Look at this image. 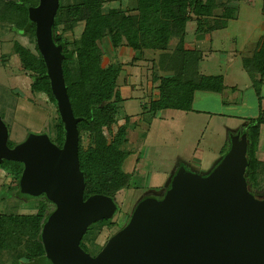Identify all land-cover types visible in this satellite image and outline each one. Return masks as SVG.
I'll return each instance as SVG.
<instances>
[{"label": "trees", "instance_id": "obj_1", "mask_svg": "<svg viewBox=\"0 0 264 264\" xmlns=\"http://www.w3.org/2000/svg\"><path fill=\"white\" fill-rule=\"evenodd\" d=\"M110 1L60 0L54 24V39L56 44H64V53L72 55V58L63 61V72L74 114L81 118L78 124L79 159L86 181L85 198L93 194H102L116 202L118 194L131 185V175L126 173L124 165L128 157L137 151L138 146L129 138L128 131L131 126L135 127L137 121L132 122L133 117L130 116L118 118L124 101L120 86V72L124 64L115 55L111 58L113 60L104 66V42L109 40L115 51L128 47L140 53L139 58L132 59L131 65L142 59L153 60L155 65V59L145 58V52H167L172 41H177L178 46L172 54L168 74L164 76L152 74L153 87L157 84L159 98L152 99L148 105L149 109L144 110L155 115L163 110L192 112L197 92L222 93L227 87L223 76L201 75L199 72V63L203 60V55L199 50L185 47L187 25L193 21L199 25L206 17L234 18V8L241 0H135L136 6L133 9L106 10L105 6ZM0 2V23H3V28L12 27L18 34L23 36L31 34L36 37L35 25L27 28L28 6H37L40 0ZM78 27L82 28L80 38L69 42L67 35L75 34ZM0 44L1 48L5 47L1 37ZM258 49L252 58L243 59V63L259 92L264 84L263 42ZM14 52L20 58L22 69L30 74L32 94L47 95L56 108L58 117L52 139L58 146H63L64 123L53 96L46 63L37 43L35 48H28L15 40ZM259 98L262 101L263 97ZM148 106L146 103L143 104V108ZM121 122L117 132H113L115 134L109 138L108 132L112 131L115 124L117 126ZM263 124L264 113L252 120L244 132L249 138L250 165L247 177L252 190L260 178L254 153L259 145ZM9 132L11 137L10 128ZM10 137V147L25 140L24 138L16 143ZM85 138L89 140L86 146ZM229 146L230 142L224 154ZM3 166L9 167L7 172L13 176L11 181L14 186L10 188L15 189L18 194L23 164L3 161L1 167ZM27 201L37 202L35 213L0 214V259L5 257L9 264H39V258L45 254L41 231L44 220L56 207L44 198ZM109 220L105 219L95 224ZM95 224L88 229L81 242L82 248L93 256L104 247L92 251L86 244ZM95 238L96 236L93 240Z\"/></svg>", "mask_w": 264, "mask_h": 264}, {"label": "water", "instance_id": "obj_2", "mask_svg": "<svg viewBox=\"0 0 264 264\" xmlns=\"http://www.w3.org/2000/svg\"><path fill=\"white\" fill-rule=\"evenodd\" d=\"M59 6L60 0L29 5L27 28L36 27L37 45L64 123L63 146L46 134L30 133L10 147L9 128L0 117V167L3 161L24 166L18 196L46 197L56 206L43 223L45 254L39 264H264V195L253 192L247 177L249 138L244 127L229 131V149L209 173L179 168L164 195L141 200L97 255L82 248L88 229L112 218L117 204L102 194L85 198L81 118L74 114L63 72V61L72 55L54 39Z\"/></svg>", "mask_w": 264, "mask_h": 264}, {"label": "rangeland", "instance_id": "obj_3", "mask_svg": "<svg viewBox=\"0 0 264 264\" xmlns=\"http://www.w3.org/2000/svg\"><path fill=\"white\" fill-rule=\"evenodd\" d=\"M121 1L111 0L105 6L106 10L119 8ZM133 1L136 2H131ZM234 9V18L206 17L199 25L196 21L190 22L188 29V39L204 43V50H201L204 55V61L200 65L201 73L221 75L228 86L224 94L198 92L194 107L198 110L209 107L210 111L220 112L222 115L177 110H163L156 115L147 112L144 109H149L151 101L148 94L151 90L148 86L157 66L152 68L153 65L148 60H138L137 65L128 63L131 67L124 71V64L121 77L129 73L130 76L133 75L134 83L148 87L147 92L141 91L140 87L129 88L127 93L133 97H129L130 101L124 103L126 109L123 108L118 115L122 119L127 114H133L137 119L135 127L131 126L128 131L129 138L138 147L125 161L124 168L131 175V185L118 194L117 212L109 221L95 224L90 236L88 235L90 239H87L86 244L92 251L105 246L125 226L130 220V214L144 197L161 198L167 189V183L173 179L179 168L186 167L193 172L209 173L228 148V125L240 128L264 113V99L261 107L257 106L259 97L264 98V84L258 92L243 63V59L252 58L259 51V45L262 42L264 44V0H241ZM2 24L0 23V37L5 42V47L1 48L0 44V117L11 129L10 139L13 142L23 140L28 133L46 134L53 141L57 110L47 95L32 94L30 74L22 69L20 58L14 52L15 40L28 48H35L36 37L31 34L23 36L14 32L12 27L3 28ZM81 30L78 27L75 34L67 35L69 42L77 41ZM108 42L109 40L104 42V64L111 62L109 59L115 55L123 60L121 49L116 52ZM153 53L146 51V57ZM125 55L126 58L131 56ZM136 56L140 57V53H136ZM233 86L238 89L233 91ZM208 97L212 99L210 105L203 104L200 98L204 100ZM145 103L147 108H143ZM228 115L245 116L247 119L237 123L227 120ZM121 124L122 122L117 126L115 124L107 136L110 138V135L115 134L113 132H117ZM262 128L263 125L261 131ZM260 137L261 147L254 153L261 166L260 169L257 166L261 178L253 190L256 194L264 192V134L261 133ZM88 143L89 140L85 138V146ZM8 169V166L0 167V214L35 213L37 202L20 198L15 189L10 188L14 187L11 181L13 176L9 175ZM0 264L9 262L3 257Z\"/></svg>", "mask_w": 264, "mask_h": 264}, {"label": "crops", "instance_id": "obj_4", "mask_svg": "<svg viewBox=\"0 0 264 264\" xmlns=\"http://www.w3.org/2000/svg\"><path fill=\"white\" fill-rule=\"evenodd\" d=\"M115 1H117V0H115ZM132 0H122L121 2H120V6H119V8H122V9H133V8H135V6H136V4H135V2L133 1V2H131ZM110 3V2H109ZM194 22V21H193ZM189 23H188V25H187V29H186V33H187V35H186V45H185V47L187 48V49H190V50H194V49H196V50H199L200 52H201V50L203 51L204 50V43L202 44L201 42H194V41H192V40H190V39H188L189 38V36H188V29H189ZM198 29V28H197ZM196 29V30H197ZM215 29H219V28H215ZM177 46H178V42L176 41L175 42V40L174 41H172V43L170 44V46H169V50L167 51V52H159V51H153L154 53L153 54H148V57H146L147 56V54H146V52H145V58H147V59H155V65H154V62H153V60H148L149 61V63L150 64H152L153 65V67L152 68H155V66H157V69L155 70V75H160V74H162L163 73V75H161V76H164V75H167L168 74V66H169V64H170V62H171V59H172V54L174 53V51L177 49ZM113 48V47H112ZM120 50V49H119ZM121 54L123 55V60L122 59H120V61H122V63L123 64H125V66H124V71H125V69L126 68H129V67H131V66H129V65H127L128 63H131V61H132V59L133 58H139L138 56H136V53L137 52H134L131 48H128V47H122L121 48ZM202 53V52H201ZM112 54H114L113 52H112ZM125 54H130L131 56L130 57H127L126 58V56L127 55H125ZM202 55H203V53H202ZM110 61H112L113 59H109ZM142 60H144V59H142ZM104 61H105V58H104ZM204 61V55H203V60L199 63V72L201 73V71H200V65H201V63ZM109 63V62H108ZM106 64H104V66H105ZM134 65H137V62L134 64ZM159 71V73H156V72H158ZM201 75H205V74H203V73H201ZM133 76V75H132ZM132 76H130V74L129 73H127L126 75H123L122 77H120V86H121V90H122V93H123V98H124V101L122 102V109L124 108V109H126L125 108V105H124V103L128 100V101H130L129 100V97L130 98H132L133 96L130 94V93H127V90L130 88V89H132L133 87H140V90L141 91H143V92H147V88L149 87V90H151V93H148V94H150V96H151V99L150 100H157L158 98H159V90H158V88L156 87V85H155V87H153V82H152V77H151V81L149 82L150 83V85L147 87V88H145L144 86H141V83L140 84H138V83H134L133 82V80H132ZM128 77H129V79H128ZM127 79H128V81H127ZM224 80H225V78H224ZM264 86V85H263ZM226 87L228 88V86L226 85ZM226 88V89H227ZM226 89L222 92V94H224V92L226 91ZM238 88L236 87V86H233L232 87V90L233 91H236ZM198 93V92H197ZM197 93L195 94V97H194V103L196 104V98H197ZM210 93H213V92H210ZM218 94H221V93H218ZM201 99V101H202V103L203 104H207V105H210V102L212 101V99H210V97H208V98H206V99H202V98H200ZM260 99V98H259ZM262 99H264V98H262ZM127 101V102H128ZM193 103V107H194V104ZM225 104V103H224ZM227 104H229V103H227ZM261 104H262V101H261V99H260V101H259V103L257 104V106H259V107H261ZM195 108V107H194ZM121 109V110H122ZM120 110V111H121ZM212 110V109H211ZM215 110V109H214ZM194 111H196L197 113H207V114H209V115H222L220 112H218V113H215L214 111H210V109H209V107H206V108H203V109H200V110H198V109H193V111L192 112H194ZM182 112H184V111H182ZM187 113H191V112H187ZM133 114H131V115H129V114H127L126 116H130V117H133V121H135V120H137L134 116H132ZM125 116V117H126ZM220 117V116H219ZM221 118L223 119L224 118V116H221ZM226 119L227 120H230V121H237V123L238 122H244V119H247V117H245V116H234V115H228L227 117H226ZM249 126V124H247V123H245V125L243 126L244 127V131L243 132H245V129L247 128ZM228 128H229V130H237V129H240V128H242V126L240 127V128H236V127H233V125L232 124H230V125H228ZM261 133H263L264 134V124H263V128H262V131H260V135H261ZM264 143V142H263ZM261 144H262V139H261V137L259 138V145H258V148H257V151L259 150V148L261 147ZM263 147H264V144H263ZM219 159V158H218ZM217 159V160H218ZM258 162V167H259V169H260V162H259V160L257 161ZM259 174H260V172H259ZM260 178H261V174H260Z\"/></svg>", "mask_w": 264, "mask_h": 264}, {"label": "flooded vegetation", "instance_id": "obj_5", "mask_svg": "<svg viewBox=\"0 0 264 264\" xmlns=\"http://www.w3.org/2000/svg\"><path fill=\"white\" fill-rule=\"evenodd\" d=\"M258 195H264V192L263 193H259ZM46 199V200H48L46 197H41L40 199ZM49 201V200H48ZM51 202V201H50ZM56 207V206H55Z\"/></svg>", "mask_w": 264, "mask_h": 264}]
</instances>
